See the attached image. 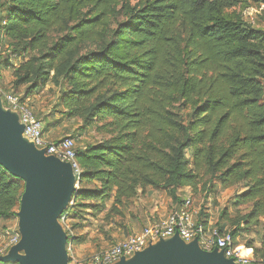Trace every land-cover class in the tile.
<instances>
[{"label":"trees","instance_id":"16d2710c","mask_svg":"<svg viewBox=\"0 0 264 264\" xmlns=\"http://www.w3.org/2000/svg\"><path fill=\"white\" fill-rule=\"evenodd\" d=\"M123 1L0 0L10 94L50 82L68 118L109 135L75 150V205L101 209L111 199L119 214L147 189L175 201L186 189L241 187L233 205L249 210L236 224L260 228L259 248L247 246L256 256L264 251V30L243 11L264 0H137L110 30ZM56 31L66 34L48 46ZM88 43L101 48L82 52ZM23 191L0 165V222L15 217ZM197 221L206 226L208 216ZM229 232L235 245L239 230Z\"/></svg>","mask_w":264,"mask_h":264},{"label":"rangeland","instance_id":"374dc122","mask_svg":"<svg viewBox=\"0 0 264 264\" xmlns=\"http://www.w3.org/2000/svg\"><path fill=\"white\" fill-rule=\"evenodd\" d=\"M124 4L134 8L137 7V0H124L120 3L116 8L119 12L115 13L111 19L110 30H114L118 24L126 22L127 17L123 15L125 12L121 10ZM243 18L247 23L264 30V6H253L244 10ZM65 34V31L52 32L49 35L47 45L51 46L58 38ZM108 40L109 38H107ZM100 45L88 43L81 46V51H97L100 50ZM10 50L7 40L0 34L1 57H3V54L6 56ZM19 62L18 58H13L12 60L13 65H18ZM12 70L6 67L0 70V100L4 109H7L8 106L4 103L2 94L13 92L11 86ZM26 88H20L17 95L23 98V103L42 121L44 127L43 136L46 141L52 143L68 138L73 140L75 150L81 151L86 144H93L109 137V135L97 130L100 126L99 124L94 123L90 127H85L81 119L68 118L64 110L59 107L58 99L61 95L60 91L50 82H47L44 86H37L28 95H26ZM22 137L24 138L23 134ZM75 178L77 181L76 176ZM241 192V187L222 190L216 186L204 193L200 191L192 192L186 189L179 191V197L177 196L174 201L163 189H147L144 193L139 192L134 199L124 202L118 208L119 214L116 213L117 211H110L112 205L111 199L106 200L103 205L104 207L101 209L85 205H75L71 200L66 207V209L70 208L68 214L61 218L62 213L58 218V223L67 237L66 264H91L89 263V259L93 255L110 248L115 243L125 239L132 233L140 231L149 224L164 220L169 216L173 208L177 206L178 200H183L186 197H190L193 207L203 215L208 216V219L216 227H224L227 231L238 228L239 232L235 246L243 247L244 249H249L247 246L259 248L260 228L245 231L241 225L238 226L236 224L249 210L247 206L234 207L233 205L235 196ZM90 204L95 205L97 203L90 202ZM18 210L19 206L15 217L10 221L0 222V257L6 255L12 247L6 251L2 249L9 238L6 235V231L10 234L13 232L18 233V218L16 216ZM224 210L226 211V215L222 216ZM68 237L71 239V242L68 241ZM19 254L24 255L23 252ZM255 257L256 259H263L264 251L257 253Z\"/></svg>","mask_w":264,"mask_h":264},{"label":"water","instance_id":"95a60500","mask_svg":"<svg viewBox=\"0 0 264 264\" xmlns=\"http://www.w3.org/2000/svg\"><path fill=\"white\" fill-rule=\"evenodd\" d=\"M22 133L18 115L4 109L0 100V165L24 182L16 215L20 240L0 257V263L66 264L67 237L58 218L77 190L74 172L69 163L46 156ZM113 264L235 263L216 248L202 251L196 240L185 243L175 234Z\"/></svg>","mask_w":264,"mask_h":264},{"label":"built area","instance_id":"2783aa9c","mask_svg":"<svg viewBox=\"0 0 264 264\" xmlns=\"http://www.w3.org/2000/svg\"><path fill=\"white\" fill-rule=\"evenodd\" d=\"M1 67V64H0ZM4 103L8 110L18 115L19 123L23 125V136L33 143L37 149H44L47 156H53L60 161L69 163L78 179L80 174L76 162L75 144L71 139H63L57 143H51L44 139L43 123L33 111L23 102L20 97L10 93L2 94ZM198 210L193 207L190 197L181 200V204L174 207L168 217L164 220L149 224L138 232L132 233L125 239L115 243L110 248L102 250L89 259L91 264H113L121 258L128 259L137 252H141L151 244L159 240L168 239L175 234L185 243L197 241L198 247L205 252L214 248L222 251L226 259L235 264H264V259H256L252 250L249 255H243V247L234 245V240L227 230L220 231L215 225L207 223L206 226L197 221ZM8 242L2 248L6 251L19 240L16 232L6 231Z\"/></svg>","mask_w":264,"mask_h":264},{"label":"bare ground","instance_id":"6f19581e","mask_svg":"<svg viewBox=\"0 0 264 264\" xmlns=\"http://www.w3.org/2000/svg\"><path fill=\"white\" fill-rule=\"evenodd\" d=\"M241 250H242L241 252L243 255H249L251 253L250 249H244V248L242 249L241 248Z\"/></svg>","mask_w":264,"mask_h":264},{"label":"crops","instance_id":"0c3cea01","mask_svg":"<svg viewBox=\"0 0 264 264\" xmlns=\"http://www.w3.org/2000/svg\"><path fill=\"white\" fill-rule=\"evenodd\" d=\"M208 222H209V224H212V222H211V220H210V219H208ZM258 246H259V244H258Z\"/></svg>","mask_w":264,"mask_h":264}]
</instances>
